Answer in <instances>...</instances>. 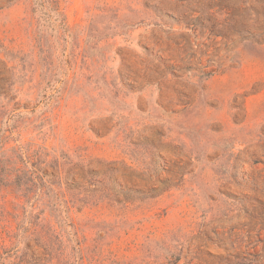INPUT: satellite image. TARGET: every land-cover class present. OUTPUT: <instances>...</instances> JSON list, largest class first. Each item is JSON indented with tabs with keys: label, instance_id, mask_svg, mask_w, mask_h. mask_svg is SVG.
I'll list each match as a JSON object with an SVG mask.
<instances>
[{
	"label": "rangeland",
	"instance_id": "1",
	"mask_svg": "<svg viewBox=\"0 0 264 264\" xmlns=\"http://www.w3.org/2000/svg\"><path fill=\"white\" fill-rule=\"evenodd\" d=\"M0 264H264V0H0Z\"/></svg>",
	"mask_w": 264,
	"mask_h": 264
},
{
	"label": "trees",
	"instance_id": "2",
	"mask_svg": "<svg viewBox=\"0 0 264 264\" xmlns=\"http://www.w3.org/2000/svg\"><path fill=\"white\" fill-rule=\"evenodd\" d=\"M40 1V4L43 2V0H39Z\"/></svg>",
	"mask_w": 264,
	"mask_h": 264
}]
</instances>
